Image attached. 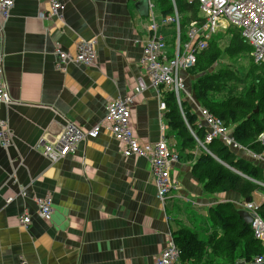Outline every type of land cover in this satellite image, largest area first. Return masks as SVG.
I'll list each match as a JSON object with an SVG mask.
<instances>
[{"label": "crops", "instance_id": "crops-1", "mask_svg": "<svg viewBox=\"0 0 264 264\" xmlns=\"http://www.w3.org/2000/svg\"><path fill=\"white\" fill-rule=\"evenodd\" d=\"M137 1L63 0L62 18L49 15L46 0H12L6 16L0 11L2 67L11 99L0 106V121L12 140L0 146V264H153L175 232H190L205 243L216 232L221 235L212 218L218 203L244 209L245 198L234 191H205L191 173L193 162L180 157L170 164L171 187L160 201L149 159L124 157L107 129V104L132 95L135 80L142 77L147 88L131 106L133 134L139 143L164 137L178 156V146L169 145L174 133L166 111L159 109L160 97L140 65L148 20L138 13ZM91 39L96 40L93 66L56 62V46L72 55ZM165 40L171 56L172 27ZM66 122L83 131L98 125L99 132L52 163L34 146L43 137L52 142ZM232 151L242 158L248 154ZM257 159L264 168V154ZM263 192L256 189L251 201L261 204ZM48 196L52 215L45 221L37 215L35 200ZM24 214L31 220L27 227L19 222ZM234 254L218 260L260 264L239 258V249ZM211 255L210 249L204 253Z\"/></svg>", "mask_w": 264, "mask_h": 264}, {"label": "built area", "instance_id": "built-area-1", "mask_svg": "<svg viewBox=\"0 0 264 264\" xmlns=\"http://www.w3.org/2000/svg\"><path fill=\"white\" fill-rule=\"evenodd\" d=\"M186 2L197 5L198 15L188 23L185 38L181 40L180 17L175 0H170L172 6L170 14L158 16L161 24L159 30L153 13L154 4L148 0V38L142 46L143 55L140 65L145 71L149 86L154 88L160 97L159 109L166 111L162 94L171 91L182 114L180 102L188 100L192 104V112L197 116V127L205 130L202 142L190 130L200 147L207 151L205 144L217 139L231 150H244L252 157L259 158L262 154L256 155L238 144L231 136L229 128L224 126L218 117L194 100L191 93L184 87L182 72L186 73L195 65L196 54L207 47L215 33L230 25L239 29L242 40L251 47L252 61L255 64L263 62L264 0H186ZM46 3L49 8V15L55 16V18L63 17L65 7L63 0H46ZM11 6L12 0H0V11L4 16H6L5 11ZM164 27H172L175 34V50L171 56L167 54V43L160 33ZM95 45L96 40L91 39L78 46L77 52L72 55L62 51L58 46L54 48L53 53L56 56V62L70 61L88 67L95 64ZM2 62L3 51L0 47V106H8L11 99L4 82ZM146 88V81L142 77L138 78L133 95L115 98L107 104L105 120L108 122L107 129L113 138L121 144V152L124 157L141 156L149 159L156 197L160 201H164L171 187L169 180L170 164L177 161L178 157L168 150L164 137L154 143H139L130 126L131 106L134 104V98ZM181 92L184 96L183 99L180 95ZM165 129L164 125L160 128L161 132ZM98 132V125L83 131L72 122H66L62 131L55 136L52 142L46 143L44 137L40 138L34 149L40 148L41 154L50 162L55 163L68 154H73L79 142L95 138ZM259 140L264 144V133L259 136ZM0 143L4 147L12 144L7 126L2 121H0ZM262 175L264 177V168ZM24 196L22 193V197ZM8 201L11 199L9 198ZM35 201L38 217L43 220H50L52 215L51 198H37ZM242 206L251 216L250 229L254 239L258 240L264 247V220L259 214V205L250 201L244 202ZM19 222L22 226L27 227L31 222L30 216L28 214L20 216ZM180 256V250L170 235L166 247L155 258L153 264H181ZM253 261L264 264V254L255 256Z\"/></svg>", "mask_w": 264, "mask_h": 264}, {"label": "trees", "instance_id": "trees-1", "mask_svg": "<svg viewBox=\"0 0 264 264\" xmlns=\"http://www.w3.org/2000/svg\"><path fill=\"white\" fill-rule=\"evenodd\" d=\"M180 17V39L184 40L188 23L198 15L196 4L175 0ZM177 1H180L177 4ZM161 16L172 12L170 0H154ZM184 12L183 18L180 16ZM169 45V41L167 40ZM251 47L245 43L236 27L227 26L215 33L207 47L196 54L195 65L186 71L192 78L191 95L199 105L208 109L228 127L233 139L250 152L264 154V144L259 136L264 133V61L253 64L249 60ZM223 61L222 64H219ZM166 105L168 129L174 133L178 146V158L193 162L190 170L205 191L217 193L234 191L242 198L250 197L264 183L263 167L238 157L229 147L217 139L200 147L205 130L197 127V116L188 100L180 102L174 94H162ZM182 114V115H181ZM264 195V192H263ZM259 214L264 220V201L259 204ZM212 218L223 229L221 235L213 234L205 243L194 234L178 231L171 235L180 250V263L194 264L234 263L232 259L221 261V256L232 255L239 249V258L251 261L264 253V247L254 239L250 226L238 215V210L227 203H218ZM213 255L206 257L207 249ZM235 257V254H234Z\"/></svg>", "mask_w": 264, "mask_h": 264}, {"label": "rangeland", "instance_id": "rangeland-1", "mask_svg": "<svg viewBox=\"0 0 264 264\" xmlns=\"http://www.w3.org/2000/svg\"><path fill=\"white\" fill-rule=\"evenodd\" d=\"M179 2L180 1H177V4H179ZM153 13H154V16H155V22L158 24V30L161 28V24H160V21H159V19H158V16H161L160 14H159V12H158V8H157V6H156V4L154 3V7H153ZM184 12H181V14H180V16L183 18V16H184ZM147 25H149V24H147ZM146 25V26H147ZM168 28L169 27H164V28H162V30L160 31V33L164 36V38L165 37H167V31H168ZM146 33H147V31H146ZM252 49H251V51H250V56H249V60H251L252 61ZM222 62L223 61H220V63L219 64H222ZM253 62V61H252ZM253 64H254V62H253ZM182 77H183V84H184V87H186L187 88V90L191 93V90H190V85H191V83L193 82V80H192V78L191 77H189L185 72H182ZM136 84H137V79L135 80V86H136ZM135 86H134V88H135ZM134 88H133V91H134ZM132 95H133V93H132ZM181 98L183 99L184 98V96H183V94H182V92H181ZM167 110V109H166ZM61 131H62V129H61ZM171 132V131H170ZM168 140H169V145H173L174 146V148L173 149H175L176 150V147H175V145H176V139L174 138V134H172V133H169V137H168ZM173 141V142H172ZM0 146L1 147H3V148H6V147H4V146H2V144L0 143ZM238 149H236L235 151H237ZM244 151V150H243ZM246 152V151H245ZM237 154V153H236ZM238 156H240V155H238ZM243 157H244V159H246V160H248V161H251V162H253V163H256V164H258V165H262V163L260 162V161H258V159L257 158H254V157H252L251 155L249 156L248 154H246V155H243ZM253 159H257V160H253ZM49 197V196H48ZM7 202H8V200H7ZM244 210V209H243ZM49 219H45V221H48ZM51 220V219H50ZM49 220V221H50ZM198 228H199V225H198ZM198 235H200V231L198 230ZM254 262V261H253Z\"/></svg>", "mask_w": 264, "mask_h": 264}, {"label": "water", "instance_id": "water-1", "mask_svg": "<svg viewBox=\"0 0 264 264\" xmlns=\"http://www.w3.org/2000/svg\"><path fill=\"white\" fill-rule=\"evenodd\" d=\"M135 6L137 8V11L140 15H144L147 16L148 15V0H138L135 3ZM246 202L251 201V198H245ZM238 215L243 219V221L246 224H249L251 221V216L249 215V213L246 210H239L238 211Z\"/></svg>", "mask_w": 264, "mask_h": 264}, {"label": "bare ground", "instance_id": "bare-ground-1", "mask_svg": "<svg viewBox=\"0 0 264 264\" xmlns=\"http://www.w3.org/2000/svg\"><path fill=\"white\" fill-rule=\"evenodd\" d=\"M182 115V114H181ZM261 159H262V157H261ZM263 161H264V159H263Z\"/></svg>", "mask_w": 264, "mask_h": 264}, {"label": "clouds", "instance_id": "clouds-1", "mask_svg": "<svg viewBox=\"0 0 264 264\" xmlns=\"http://www.w3.org/2000/svg\"><path fill=\"white\" fill-rule=\"evenodd\" d=\"M246 202V201H245ZM250 202V201H249Z\"/></svg>", "mask_w": 264, "mask_h": 264}]
</instances>
